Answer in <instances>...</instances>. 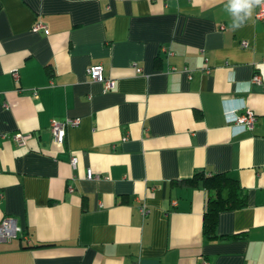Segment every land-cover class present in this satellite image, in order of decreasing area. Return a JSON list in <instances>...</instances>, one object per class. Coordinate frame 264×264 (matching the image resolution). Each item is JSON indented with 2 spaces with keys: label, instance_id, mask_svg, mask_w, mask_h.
<instances>
[{
  "label": "crops",
  "instance_id": "0c3cea01",
  "mask_svg": "<svg viewBox=\"0 0 264 264\" xmlns=\"http://www.w3.org/2000/svg\"><path fill=\"white\" fill-rule=\"evenodd\" d=\"M226 5L0 0V222L22 229L0 264H264V6L234 30ZM69 119L61 144L51 122ZM199 171L247 194L214 238L207 189L186 183Z\"/></svg>",
  "mask_w": 264,
  "mask_h": 264
},
{
  "label": "built area",
  "instance_id": "2783aa9c",
  "mask_svg": "<svg viewBox=\"0 0 264 264\" xmlns=\"http://www.w3.org/2000/svg\"><path fill=\"white\" fill-rule=\"evenodd\" d=\"M256 17L259 19H264V9L259 10L256 13ZM44 28V25L40 22L36 23L33 26V30H41ZM244 45H247L246 42H243ZM137 70L140 72L141 68L137 67ZM88 73L93 80L96 81H103L105 83V90H110L114 88V81L110 78H105L103 73V66L101 64L93 65L88 69ZM14 77L18 79L19 73L18 71L14 72ZM253 83H264V75L260 72H256L252 78ZM239 109H236L231 114L228 115V121L230 123H234L239 127V131L243 132L247 129L252 128L256 121V114L250 110L246 109L245 112L239 113ZM79 119H69L67 121H58L53 120L51 122V129L53 131L55 140L59 143H64L66 138V129L68 126L78 125ZM31 134H24V133H16L13 136L15 142L19 145H23L27 143V140L30 138ZM72 165L75 167L77 165V158L73 157L71 160ZM87 177L89 179L98 178V175H95L91 169L87 171ZM143 212L145 213L146 209L142 208ZM21 227L17 222V219L14 217H4L0 222V242H7L16 237H18L21 233ZM203 264H207L206 262Z\"/></svg>",
  "mask_w": 264,
  "mask_h": 264
},
{
  "label": "trees",
  "instance_id": "16d2710c",
  "mask_svg": "<svg viewBox=\"0 0 264 264\" xmlns=\"http://www.w3.org/2000/svg\"><path fill=\"white\" fill-rule=\"evenodd\" d=\"M186 183L193 186L203 184L209 193L203 224L204 234L208 238L216 236L220 212L243 208L248 204L247 194L239 180L227 173L208 175L199 171L187 179Z\"/></svg>",
  "mask_w": 264,
  "mask_h": 264
},
{
  "label": "clouds",
  "instance_id": "9594fccd",
  "mask_svg": "<svg viewBox=\"0 0 264 264\" xmlns=\"http://www.w3.org/2000/svg\"><path fill=\"white\" fill-rule=\"evenodd\" d=\"M257 6H264V0H227L226 10L232 19L231 27L234 30L241 28Z\"/></svg>",
  "mask_w": 264,
  "mask_h": 264
}]
</instances>
